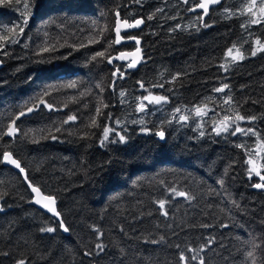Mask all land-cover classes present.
Listing matches in <instances>:
<instances>
[{"label":"trees","instance_id":"1","mask_svg":"<svg viewBox=\"0 0 264 264\" xmlns=\"http://www.w3.org/2000/svg\"><path fill=\"white\" fill-rule=\"evenodd\" d=\"M192 6L183 0H0V36H13L18 24L25 29L19 43L6 49L9 55H0V160L3 151L11 152L43 194H55L69 228L64 232L29 205L19 174L0 163V192L7 193L0 199V264H177L181 251L209 239L200 253L207 264H253L245 260L248 251L264 261V190L252 187L258 178L249 177L245 163L257 147L264 164V52L251 55L257 40L264 43V23L242 27L249 17L239 15L241 0H222L209 9L204 23L210 27H204L199 13H188ZM225 8L237 14L225 18ZM117 11L129 21L144 20L121 34L140 40L142 60L135 70L106 61L134 46L113 43ZM233 45L245 59L232 63L225 57ZM44 47L55 50L37 55ZM97 51L105 57L92 60ZM118 67L122 79L112 76ZM225 83L224 92L213 91ZM159 84L164 87H153ZM44 91L51 110L40 104ZM149 92L168 101L137 111L138 98ZM228 96L233 103L225 105ZM36 105L38 110L16 120ZM98 106L111 114L96 117L100 127L91 124ZM197 106L207 113L203 118L195 116ZM236 110L259 117L252 125L259 138L211 131ZM180 115H188V122H178ZM14 120L22 131L10 138L5 132ZM105 124L115 131L101 145ZM160 130L163 140L155 135ZM117 133L125 142H110L119 140ZM169 185L195 199L169 201ZM159 199L167 202V217L158 211ZM41 227L56 230L42 233ZM161 236L163 241L151 243Z\"/></svg>","mask_w":264,"mask_h":264},{"label":"snow or ice","instance_id":"2","mask_svg":"<svg viewBox=\"0 0 264 264\" xmlns=\"http://www.w3.org/2000/svg\"><path fill=\"white\" fill-rule=\"evenodd\" d=\"M17 2L19 3V0H17ZM137 2H139V0H137ZM183 3L188 4V3H192L193 7L189 8L188 11H196V9H202L204 15H207L209 12V6L210 5H215V4H220L222 3V0H199V2H196V0H183ZM25 7H27V5H25ZM161 11V10H158ZM225 14L226 17L225 18H231L232 16H235L237 13L232 12L230 9L225 8ZM239 15L241 16H248L249 19L246 22V24H243L242 27H247L250 25H255V24H261L264 23V0H241V9L239 10ZM116 16V20H115V44H120L122 42V40L124 39V37H122L121 32L127 29H131V28H137L140 25H142L144 23V20L142 18L140 19H135L133 23H129L128 18H121L119 11L116 12L115 14ZM148 19H152L151 16L148 17ZM198 20L201 22V24H203L204 27H210V25L204 23V17L203 16H199ZM23 23L26 25L27 24V18L24 19ZM177 27H179V25H177ZM19 29V31L17 32L16 29ZM199 30V29H197ZM13 36H0V55H4L7 56L9 55V52L6 50L10 45L12 44H17L19 43V37L23 35L25 29L24 27L20 26L19 24L14 26L11 29ZM128 39H135L136 40V44L139 45L140 44V40L137 39L136 37H128ZM99 42V41H96ZM256 44L258 45V47L256 49H254L251 52L252 56H255L257 54V52H264V43H261L259 40L256 41ZM81 47H84V45H80ZM236 49L235 54H233V49ZM54 48H49V47H44L41 48L40 51L37 53V55H42L44 52H48V51H54ZM141 52V49L139 47H137L135 49V53H127V52H121L119 54V56L115 57V59H119V60H125L128 58V56L133 55V56H138ZM104 58L105 57V52L104 51H97L95 52V54L91 57L92 60H96L97 58ZM225 57H230L231 58V62L235 63L238 61H241L243 59H245V55L244 52L241 51L239 48H236L235 45L232 46V48H228L227 52L225 53ZM139 59H134L132 60L131 63H129L127 65L128 68H134L136 67L137 63H139ZM0 63H2V61H0ZM108 63L112 64L113 63V59L112 58H108ZM221 68H224L225 71H227V65L226 64H221L220 65ZM125 73L118 67L116 69V71H114L112 73L113 77H118L120 79L124 78ZM180 76V74L178 73L176 76L173 77V80H176L178 77ZM141 89H144V83L141 81L137 82ZM75 83H71L68 85V87H75ZM113 88L115 87V81H113ZM97 87H100V85H97ZM153 87H164L163 84H159V85H153ZM229 85L227 83L223 84L221 87H217L214 88L213 91L217 92V93H221L224 92L225 89H228ZM100 91L101 93H103L104 89L102 87H100ZM44 95H48L47 91L43 92V95L40 98V104H43L45 107L49 108L50 110L52 109V105L46 103V101L43 99ZM120 96L124 97L125 93L123 91L120 92ZM138 99H140L141 101H148L149 104H156L159 105L161 104V102H167L168 101V97L164 96V95H152L151 92H149V95H144L142 97H139ZM101 103L103 104V107H107L108 105L103 103V101H101ZM223 103L225 105H230L233 103V99L231 96H228L226 99H224ZM253 103H257V101H253ZM146 105L144 103H139L137 105V111L139 112H143L146 109ZM206 107V105H205ZM39 105H36L35 107H29L27 108V111H21L19 113V116H17L16 120H19L20 117L25 116L28 113H31L35 110H38ZM177 113H179L181 110L180 109H176L175 110ZM196 117H201L203 118L207 113L205 111L201 110V107L197 106L195 108V112H194ZM107 116L108 119H111V114L107 113L105 114L101 107H97L96 108V116L92 117L91 119V124L97 127H100V123L97 120V116ZM77 119L76 116H69L68 117V121H75ZM259 119V117L255 116V115H251V116H245L242 115L240 113L239 110L235 111L234 117L230 116V115H224L223 120L220 121L218 124H214V126L212 127L211 131L213 133H215L217 136H220L222 134H229L232 136L239 134L245 135V136H257L259 138L260 133L259 130L255 127H253L252 125H254L255 121ZM16 120L12 121L7 128V132L6 135L9 137H13L15 136L18 132H21L22 130L19 128V126L16 123ZM189 120V116L188 115H180L179 116V121L178 122H188ZM68 121H65L64 123H68ZM240 122H247L248 123V127H241V123ZM116 123H119V121H117ZM141 123H143L141 121ZM170 123V121H169ZM202 125L198 124L197 125V129L201 128ZM196 129H194L195 131ZM56 131H59V129H56ZM115 131V129L109 127L108 125H103V132H102V139H101V145L104 144L105 141H109V134L111 132ZM25 136L27 135L26 133L24 134ZM87 135V134H86ZM156 136H158L161 140L165 139V132L163 130L157 131L155 133ZM200 136H204L205 132L204 131H200L199 132ZM117 136L119 137L118 141H110V142H125V136L121 135L120 133H117ZM52 139H57L56 136H51ZM85 138V137H82ZM33 142H37V141H33ZM237 147H246V145H236ZM260 148L262 151H264V139L260 140ZM261 152L258 151L255 153L256 156H261ZM249 158L245 161L246 164L249 165L247 171H248V175L249 177L252 176V174H255L257 177H259L260 181L259 183H254L252 185V187L256 188V189H264V174H262V170H264V164L260 163L258 160H254L252 158L251 153H248ZM0 163H6V164H10L13 165L16 169L19 170V173L23 174V178L25 180V182H27L28 188L31 189V192L35 194V198L31 201H29L30 203H35L36 205H40L41 207H43L45 210H47V212L51 213L53 216L57 217L59 219V228L63 229L64 232H68L69 228L65 226V222L63 219H61V213L57 210V196L55 194H43L42 193V189L40 186H37L34 184L33 179L28 175V173L26 172V169L22 166L21 162L15 158H13V155L11 152L9 151H3L2 153V160H0ZM218 183H220L223 186L224 181L220 180L218 181ZM214 191V190H213ZM167 192L169 194V201L173 198H184L185 201L191 203L194 199L195 196L186 190H180L177 189L174 186L169 185ZM7 193L5 192H0V199H3L4 196H6ZM23 199V197H21ZM156 204H158V211L161 213V215L167 217L168 215V211L166 209V200L165 199H159L157 201H155ZM233 204L236 205V207H239L238 204H236L235 201H233ZM221 227H228V225L225 224H221ZM201 227H210V225L208 224H202ZM56 229L54 227H41L40 228V232H47V233H52L54 232ZM93 231H98V229H96L93 226ZM121 231H123V229H121ZM165 239V237L161 236L160 241H156V240H152L151 243H158L161 242ZM212 243V240L209 239L206 244L201 245L198 249L194 248V247H187L184 251H181L179 254V258L177 261V264H190L191 261H198V264H207L204 256H201L200 253L204 252L205 248ZM176 247L179 249L180 245H176ZM254 247H258V246H254ZM96 248L99 250V252H103L104 251V246L101 244H96ZM185 251L187 252H191L193 253V255L186 256L185 255ZM5 255H7V253H4ZM99 254V253H97ZM85 255H92L91 252H86ZM252 258L253 259V264H264V261H260L257 262L255 260L254 257V252L252 251H248L246 253L245 256V260H248ZM17 264H25V260L24 259H20L19 261H17Z\"/></svg>","mask_w":264,"mask_h":264},{"label":"water","instance_id":"3","mask_svg":"<svg viewBox=\"0 0 264 264\" xmlns=\"http://www.w3.org/2000/svg\"><path fill=\"white\" fill-rule=\"evenodd\" d=\"M196 2H199V0H196ZM216 5H218V4L210 5V6H209V9H210L211 7L216 6ZM192 7H193V6H192ZM192 7H190V8H192ZM188 13H199L200 16H203V17L206 16V15H204L202 9H196V11H188ZM115 14H116V13L114 12V24H113V28H112V32H113V43H114V45H115V46H119V45H122V44L132 43L134 46H133V48L130 49V50H120V51L116 52L115 54H113V55L107 57V60H106V61H107V64L110 65V64L108 63V58H112V59H113V62H118V63H123V64H125V66H124V69H125V70H128V71H130V70H135V69L140 65V63H141V60H142V54H141V52H140V54H139L138 56L130 55V56H128V58L125 59V60L115 59V57L119 56V54H120L121 52L135 53V49H136L137 47H139V45L136 44V40H135V39H128V37H124V39L122 40V42H121L120 44H115V35H116V34H115V31H114V28H115V20H116V16H115ZM137 19H139V18H137ZM134 20H135V19H134ZM134 20L129 21V23H133ZM141 26H142V25H140V26L137 27V28H131V29L124 30V31L121 32V34L128 33V32H133V31L139 29ZM129 37H130V36H129ZM132 37H134V36H132ZM139 48H140V47H139ZM134 59H139L140 62L137 63L136 67H134V68H128L127 65H128L129 63H131L132 60H134ZM7 128H8V127H7ZM6 132H7V129H6ZM6 132H5V135H6ZM6 136H7V135H6ZM8 137H9V136H8ZM157 137H158V136H157ZM10 138H11V137H10ZM158 139H160V138L158 137ZM1 160H2V155H1ZM2 164L5 165V166L10 167L11 169L15 170V171L19 174V176L21 177L23 183L25 184V186H26V188H27V190H28V192H29V194H30V200H29V201L33 200V199L35 198V194L31 192V189L28 188L27 182H25V180H24V178H23V174L19 173V170L16 169L13 165L6 164V163H2ZM263 190H264V189H263ZM29 201H28V204H29V205H31V206H33V207H35V208L41 210L43 213H45L46 215H48V216L54 218V219H55L56 221H58V223H59V219H58L57 217H55V216H53L51 213L47 212V210H45V209H44L43 207H41L40 205H36L35 203H30ZM1 211H2V210H1V208H0V212H1ZM60 229H61V228H60ZM61 230H63V229H61Z\"/></svg>","mask_w":264,"mask_h":264},{"label":"rangeland","instance_id":"4","mask_svg":"<svg viewBox=\"0 0 264 264\" xmlns=\"http://www.w3.org/2000/svg\"><path fill=\"white\" fill-rule=\"evenodd\" d=\"M233 54H235V51H233ZM141 102L144 103L146 106H147V105H156V104H149L148 101H141ZM258 151H260V149L257 148V147H255V148H254V154L252 155V158H253L254 160H258V158H259L258 156L255 155V153L258 152ZM248 158H249V156H248ZM248 158H247V159H248ZM248 167H249V165L247 164V169H248ZM252 176L257 177L255 174H252ZM257 178H258V183L261 182L260 179H259V177H257ZM262 190H263V189H262Z\"/></svg>","mask_w":264,"mask_h":264},{"label":"flooded vegetation","instance_id":"5","mask_svg":"<svg viewBox=\"0 0 264 264\" xmlns=\"http://www.w3.org/2000/svg\"><path fill=\"white\" fill-rule=\"evenodd\" d=\"M125 34V33H124ZM131 36V35H130ZM126 37H128V36H126ZM124 66H125V64H124Z\"/></svg>","mask_w":264,"mask_h":264}]
</instances>
